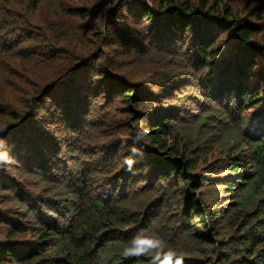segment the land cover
<instances>
[{
  "label": "trees",
  "instance_id": "1",
  "mask_svg": "<svg viewBox=\"0 0 264 264\" xmlns=\"http://www.w3.org/2000/svg\"><path fill=\"white\" fill-rule=\"evenodd\" d=\"M44 1L0 0V67L59 59V12L99 43L0 101V264H264V0L60 1L38 29ZM127 46L144 81L107 57Z\"/></svg>",
  "mask_w": 264,
  "mask_h": 264
},
{
  "label": "rangeland",
  "instance_id": "2",
  "mask_svg": "<svg viewBox=\"0 0 264 264\" xmlns=\"http://www.w3.org/2000/svg\"><path fill=\"white\" fill-rule=\"evenodd\" d=\"M15 4L17 5H23L22 0H13ZM65 2L68 4V6H75L80 4V0H47L43 2V5L37 9V11H33L34 14V22L38 25L42 24L45 18V15L49 13V10H51L53 7L59 5V2ZM104 1L103 4L98 5L97 3H92L90 5H83L91 8V10H98V7L102 10V15L105 14L104 10L107 9V5H109V2L111 0H100ZM32 3V1L29 3V5ZM28 5V7H29ZM24 6H27L26 4ZM30 10V9H29ZM61 13L54 14L52 17L56 22L62 21V25H56L54 28V37L58 39L57 46L59 47V54L60 58L56 59V61L44 63L42 65L34 64V63H27L24 61V59L21 58H10L7 61V66L0 67V101L5 96V100L8 101L9 104H11L13 107H16L18 110H23V107L26 108V106L29 105V103L26 100L27 95H31L32 92L37 90L40 86L48 85L52 80H56L59 78V76L62 75L61 72H63L66 68L67 63L69 62V56L73 52L77 53L78 57H87L91 56L96 50L97 45L99 43L98 39L96 40L95 37L89 32H85L81 35L80 30L78 27H73L70 24V30L65 31L62 30V28L67 27L68 25L65 21L62 20ZM67 16H65L66 18ZM67 20H74V22L84 24L88 23L87 21L89 19H82L77 14L68 15ZM90 21V20H89ZM100 25V24H99ZM38 29H41V25L37 26ZM67 48L69 51H67ZM112 48V46L109 47ZM120 51H116L117 53H113L108 57L113 58V60H119L120 65V73L128 74V78L132 81H144L145 79L150 76L149 70L152 68V65L142 61L136 65L135 60L133 57L135 56L134 53L129 52L128 46L125 48L119 49ZM113 52V51H112ZM77 57V58H78ZM67 59V60H66ZM123 59H126L127 62L130 59V64H122ZM112 61V60H110ZM115 62V61H113ZM118 62V61H117ZM126 62V61H125ZM116 63V62H115ZM129 65V66H128ZM16 72H18L21 76H16ZM124 72V73H123ZM21 78H24V81H21ZM31 105V103H30ZM117 108V114L120 117V119H127L128 115L127 113H124V106L125 104L122 103H116L114 105ZM27 110V109H26ZM45 109L41 108V112H43L44 116H47L48 113L44 112ZM47 111V110H46ZM9 120L8 117L0 116V130L3 129L7 125V121ZM121 122V121H120ZM49 124V123H47ZM45 124L42 123L43 128ZM46 126V125H45ZM229 124H227L226 121H219L216 129L213 128V130L222 132L225 128H227ZM194 129V127H193ZM186 130V133L192 134L194 130ZM228 129V128H227ZM225 129V130H227ZM58 136H61L62 133L57 132ZM215 140L218 141H212L211 145L213 148H215L218 145H224L223 139H220V137H216ZM222 147V146H221ZM218 149H223L220 147H216ZM224 150V149H223ZM210 156V155H209ZM3 239V237H0Z\"/></svg>",
  "mask_w": 264,
  "mask_h": 264
},
{
  "label": "clouds",
  "instance_id": "3",
  "mask_svg": "<svg viewBox=\"0 0 264 264\" xmlns=\"http://www.w3.org/2000/svg\"><path fill=\"white\" fill-rule=\"evenodd\" d=\"M144 241V237H136L134 238L133 242H132V247L126 249L127 253H135V254H139L141 251H146L147 249H142V242ZM172 253H169V257H171ZM165 264H171L170 259L165 261ZM175 264H181L180 259L177 258L175 261Z\"/></svg>",
  "mask_w": 264,
  "mask_h": 264
},
{
  "label": "snow or ice",
  "instance_id": "4",
  "mask_svg": "<svg viewBox=\"0 0 264 264\" xmlns=\"http://www.w3.org/2000/svg\"><path fill=\"white\" fill-rule=\"evenodd\" d=\"M143 243V242H142Z\"/></svg>",
  "mask_w": 264,
  "mask_h": 264
}]
</instances>
